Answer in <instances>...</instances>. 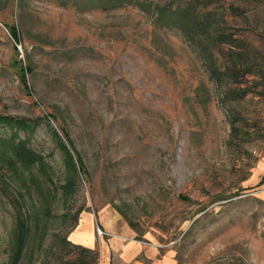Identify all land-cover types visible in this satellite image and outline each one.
<instances>
[{"label": "rangeland", "instance_id": "1", "mask_svg": "<svg viewBox=\"0 0 264 264\" xmlns=\"http://www.w3.org/2000/svg\"><path fill=\"white\" fill-rule=\"evenodd\" d=\"M138 1L0 0V113L32 123L18 136L54 189L21 264L89 260L72 231L98 210L174 264H264V0H210L200 31L159 18L177 0ZM14 190L0 174V264L11 260Z\"/></svg>", "mask_w": 264, "mask_h": 264}, {"label": "trees", "instance_id": "2", "mask_svg": "<svg viewBox=\"0 0 264 264\" xmlns=\"http://www.w3.org/2000/svg\"><path fill=\"white\" fill-rule=\"evenodd\" d=\"M107 2L108 4L113 5L140 4L138 0H107ZM184 2L186 4L184 7L179 0H177L176 5L173 7H162L160 11H158L159 18H169L182 29L183 24H185L191 27L190 31H193L194 27L195 31H200L203 28L202 26H207L209 24V16L215 10V6L210 0H185ZM226 8L231 14L237 16L245 15V9L239 4L230 2L226 5ZM10 32L14 38H17L14 27H10ZM220 35V41L223 43H227L230 46L236 45V39L232 34L222 31ZM212 62H214V60ZM18 64L20 71L23 72L24 68L22 67L20 60ZM259 66L260 67H258L255 72H261V74H263L264 64H260ZM253 67H251L249 72H254ZM243 94H245V92H243ZM0 125H6L10 128L9 133H6V130L3 131L0 129V174L8 178L16 188L11 194L12 206L15 209V237L11 247V260L8 264H21L24 250L29 243L28 241L31 232L39 231L37 225V217L40 213L39 209L49 210L51 208L50 203L48 202V197L51 195L50 192L54 189L53 187L49 188L46 184L45 186L42 184V179L44 177L49 178L47 175V165L42 156L27 145L26 138L18 136V130L20 128H29V126H32V123L24 117H15L0 113ZM64 134L67 138V133L64 132ZM67 140L70 146L73 147L71 141L69 139ZM70 156L71 153L67 151L65 158L68 159L67 161L69 162L70 167L75 169L76 162H74L72 158L70 159ZM77 162L79 169H83L84 166L81 158H78ZM71 185L69 178H67L65 183L61 185V194L66 195L67 190ZM23 207L25 209H23ZM75 221L76 218L72 222L73 227L77 222ZM73 227L70 226L69 230ZM42 230L44 232V228ZM72 246L74 248H79L80 251H84L90 255L89 260L83 264H93L97 261L98 252L95 248H89L78 244H73Z\"/></svg>", "mask_w": 264, "mask_h": 264}, {"label": "crops", "instance_id": "3", "mask_svg": "<svg viewBox=\"0 0 264 264\" xmlns=\"http://www.w3.org/2000/svg\"><path fill=\"white\" fill-rule=\"evenodd\" d=\"M257 181L264 199L263 161ZM96 226L103 234H97ZM72 235L76 242L97 250V264H174L170 254L161 253L154 245L135 238L134 231L117 214L107 210L80 215Z\"/></svg>", "mask_w": 264, "mask_h": 264}, {"label": "built area", "instance_id": "4", "mask_svg": "<svg viewBox=\"0 0 264 264\" xmlns=\"http://www.w3.org/2000/svg\"><path fill=\"white\" fill-rule=\"evenodd\" d=\"M96 232L98 235L103 234V231L98 226H96Z\"/></svg>", "mask_w": 264, "mask_h": 264}]
</instances>
